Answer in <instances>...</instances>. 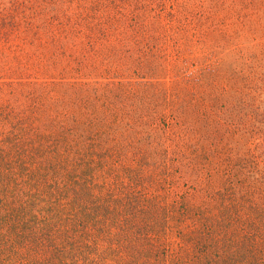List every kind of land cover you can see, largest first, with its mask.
Here are the masks:
<instances>
[{"label":"rangeland","instance_id":"obj_1","mask_svg":"<svg viewBox=\"0 0 264 264\" xmlns=\"http://www.w3.org/2000/svg\"><path fill=\"white\" fill-rule=\"evenodd\" d=\"M0 264H264V0H0Z\"/></svg>","mask_w":264,"mask_h":264}]
</instances>
